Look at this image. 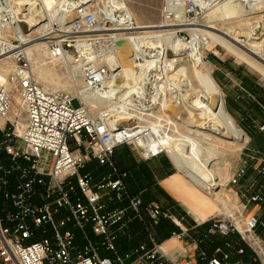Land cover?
<instances>
[{
  "label": "built area",
  "instance_id": "built-area-1",
  "mask_svg": "<svg viewBox=\"0 0 264 264\" xmlns=\"http://www.w3.org/2000/svg\"><path fill=\"white\" fill-rule=\"evenodd\" d=\"M223 1L162 0L160 24L147 31L139 28L126 8L106 7L93 0L56 5V12L45 19L57 24L43 34L47 33L44 38L50 60L62 62L72 76H80L74 91L44 90L21 51L22 42L15 35L4 38L2 53L11 55L14 67L7 78L0 74V120L5 122L0 125V157L5 158V163L0 160V264H126L129 256L117 254L112 229L125 227L127 210L140 220L145 212L153 225L170 220L181 227L183 219L130 195L128 174L118 171L114 156L123 147H133L142 161L167 155L161 142L167 146V137L175 134L174 119L167 106L152 102L156 98L178 104L180 92L170 87V78L178 79L177 60L170 48L153 43L162 39L170 24L174 28L182 24L196 27L209 5ZM234 1L245 15L264 12V0ZM2 3L7 6L4 0L3 7ZM10 13L8 9L1 13L5 24ZM70 14L74 18L67 23ZM171 34L182 39L179 30ZM139 37L144 44L132 59L138 70L150 63L146 82L134 95L144 114L137 112L136 105L128 112L145 121H114L110 119L112 109L101 102L111 99L107 96L111 88L117 93L116 74L121 68L109 57L116 58L118 41L133 45ZM166 61L174 63L165 65ZM15 95L22 102L21 113L14 110ZM158 116L161 120H156ZM136 130L138 135L132 136ZM259 131L264 132V124ZM92 161L111 173L94 182L91 175L82 173ZM252 164H257V180L246 189L240 183ZM227 186L238 187L234 193L242 202L211 219L208 234L238 235L264 264V239L259 233L264 231V220L258 214L246 216L252 207H264V150L242 158ZM105 199L113 203L127 200L129 204L127 209L109 211ZM172 237L183 241L189 234L183 229ZM152 244L151 249L141 246L138 258L130 264H165L169 256L162 245L153 239ZM224 247L217 248L213 256L199 250L198 257L205 264H243L232 260L229 243Z\"/></svg>",
  "mask_w": 264,
  "mask_h": 264
},
{
  "label": "bare ground",
  "instance_id": "bare-ground-1",
  "mask_svg": "<svg viewBox=\"0 0 264 264\" xmlns=\"http://www.w3.org/2000/svg\"><path fill=\"white\" fill-rule=\"evenodd\" d=\"M206 1L215 2L216 0ZM106 2L108 3L106 7L115 6L120 9H128L122 0H106ZM63 3L74 4L75 0H13V3L10 4V9H8L11 11L12 26L4 23L1 13L5 9L0 8V34L6 33V29H11L14 35L22 42V47H26L21 51L29 59L32 58L35 52H45L47 54V42L44 37L49 31H52V27L57 23L54 20L45 18L43 20L41 16L54 14L56 5ZM0 7H2L1 2ZM206 13L207 22L200 26L198 24L196 28L190 29L192 38L190 41L186 42L174 38L171 34L172 31L163 30L162 39L153 43L156 47L171 48L175 53V59L178 61L175 68L178 79L170 78L172 81L170 87L179 90L180 96L177 102L179 105L171 101L156 100V98L152 102L153 105L162 104L167 106L170 116L174 119L175 134L167 137V146L161 142L178 170V175L172 178L168 185L170 190L182 198L202 220L207 219L209 211L216 213L222 211V208H228V204L223 198V181L213 167V163L222 156L219 146L214 143L217 141L228 146H234L240 142L242 144L247 143L249 138L237 126L226 109L223 93L213 79L212 71L204 63L201 48L204 46L210 49L212 44L217 43L264 77V33H262L264 22H258L262 25L261 27L260 25L252 27L250 23H244L247 15L243 13L241 7L234 0L223 1L214 7L209 5ZM29 18L36 25H34L35 30L31 31V35H26L22 31L19 21ZM73 18L74 14H70L67 18V23ZM215 19L228 24L231 21H239L241 24L237 27L239 29L234 26L227 28L225 27L226 25L220 28L213 26ZM45 21L48 22L44 23ZM138 26L143 31L155 28ZM182 26L186 25L182 24ZM170 27L174 26H167V28ZM45 32L47 33L43 34ZM112 33H114V30ZM35 34L38 35L37 39H32ZM239 37H246L248 44L244 45L240 42ZM51 38L56 39L57 37L53 36ZM169 38L171 39L170 43L167 42ZM137 41L133 45L128 43L121 47L116 58L114 56L109 57L111 61L115 60L121 68L116 74L117 81L115 86L117 93H115L114 88H111V90L107 91V96L111 99L101 102L102 104L109 103L108 106L113 112L110 119H114V121H129L130 119L145 121L143 118L138 119L136 114L128 112L132 108L131 106L134 105L139 109L137 112H140V114L144 111L140 108L143 106L142 103L134 100V95L139 92L141 83L146 82L147 67L150 65V63H145L139 66V70L136 68L132 58L134 52L139 50L141 44H144V40L140 37ZM184 56L187 59L189 58L192 63L184 62ZM10 59L12 58L9 53H2L1 44L0 62ZM168 62L172 65L174 63L166 61L165 65ZM72 78L76 85L80 84L79 75L74 74ZM196 82L200 85L199 90L196 88ZM184 83H186V92L192 91L195 94L192 103H189L187 96L183 95L181 87L184 86ZM152 116L156 115L152 114ZM158 119L161 120V117H156V120ZM0 124H2V121H0ZM132 133V136L138 135L137 130ZM141 143L143 145L144 142ZM206 145L209 147H205Z\"/></svg>",
  "mask_w": 264,
  "mask_h": 264
},
{
  "label": "crops",
  "instance_id": "crops-1",
  "mask_svg": "<svg viewBox=\"0 0 264 264\" xmlns=\"http://www.w3.org/2000/svg\"><path fill=\"white\" fill-rule=\"evenodd\" d=\"M215 65L224 70L223 76H215L214 79L223 92H225L224 95L229 114L245 132L249 140L256 144L253 150H248L249 153L244 158L246 159L250 153L256 150H264V132L259 131V127L264 124V104L258 101L256 94V92L260 93V91H264V86L255 80L252 75H247L243 67L234 69L224 62H222V65ZM227 74L232 75L234 80L231 77L226 78ZM246 83L249 86H254V89L250 90L247 88ZM229 86H232V89H229ZM0 160L5 163L4 157H0ZM114 161L119 172H126L128 174L127 186L133 192H137L136 196H139L145 202L147 200V202L150 201L153 204L159 205L176 219H183L181 227H177L172 221H169L178 229L175 233H179L185 229L189 234V237L183 241H177L172 236L169 238L168 227H166L168 224L162 223L161 226L159 224V226L153 225L145 212H143L142 220H140L135 217V214L131 210H127L125 227L116 226L112 229L115 236L117 254L121 257L129 256L125 261L126 264H130L138 258L140 253H137V250L141 246L151 249L153 246L152 239L157 243L160 242L163 251L169 256V260L165 264H205L198 257L199 250H203L209 256H213L217 248L225 249L224 246L228 240L235 245L239 244L240 238L238 235L222 237L218 234H208L211 226L210 220L221 215L223 211L226 212L229 207L222 208V211L216 213L209 211L207 219L202 220L182 198L170 190L168 182L178 175V170L168 155H161L150 161H142L138 155L132 154V159L128 160L122 148H119L115 152ZM125 164L129 171L125 169L126 167H122ZM88 168L89 172L83 173ZM82 173L91 175L94 182H99L102 177L110 174L111 171L107 167L100 166L96 161H92L82 170ZM248 173H250V169L246 177ZM244 180L240 183V186L243 188H245L243 185ZM233 189L234 193L238 190V187H233ZM234 196L238 202H242V197H238L235 193ZM104 203L107 205V210L109 211L127 209L129 204L127 200L123 202L114 201L113 203L106 199ZM256 207H252L254 213L249 214L250 216L254 214L260 216V211L263 210L264 212V207ZM249 215L247 214L246 216L249 217ZM260 217L264 220V215ZM150 226L153 227L155 236L149 232ZM156 232H159L157 236ZM235 249L236 247L231 251V258L237 262L240 261V257L236 255Z\"/></svg>",
  "mask_w": 264,
  "mask_h": 264
},
{
  "label": "rangeland",
  "instance_id": "rangeland-1",
  "mask_svg": "<svg viewBox=\"0 0 264 264\" xmlns=\"http://www.w3.org/2000/svg\"><path fill=\"white\" fill-rule=\"evenodd\" d=\"M9 1H11V2H9ZM94 1L100 5H101V3L104 4L105 6L108 4L106 2V0H94ZM122 1L128 7L129 12L133 15L137 25L145 26V27H156V25L160 24L162 0H122ZM12 3H13V0H5V4H7V6L2 3L3 7H0V8H3L5 10L10 9V4H12ZM14 6H16V4H14ZM54 12H56V9L54 10ZM206 12L207 11L204 12L205 16L203 15L202 19L199 21V23H198L199 26L201 24H205L207 22L208 19L206 17V14H207ZM263 16H264V12L259 13L257 15H247V17H245L244 23H250V25L252 27H257L258 25H260L261 22H264ZM41 17H43V20H45L44 19L45 16L42 15ZM247 18H249V19H247ZM218 21H219V19H215L213 21L214 22L213 26L223 28L226 25L225 27H227V28L230 26H234L236 29H239L237 27L241 24V22H239V21H231V22H229V24L227 22H221V21L218 22ZM46 22H48V21H45L44 23H46ZM258 22H260V23H258ZM7 23L9 26H12V19L8 18ZM209 23H211V22H209ZM198 24H197V26H198ZM19 25H20L24 34L31 35V31L33 32L35 30L34 25H36V24L29 18L26 20H20ZM170 26H172V25L170 24ZM261 26L262 25H260V27ZM193 28H196V27L181 26V27H175V28L174 27L165 28V30H168V31L179 30V31H181L182 32V39L181 40H184L187 42V41H190L192 39L190 29H193ZM263 29H264V27H263ZM262 33H264V30L262 31ZM9 35L10 36L14 35L13 31L11 29H6V33L0 34V45L3 42H5L4 38L8 37ZM32 37H33L32 39H37L38 35L35 34ZM239 40L244 45L248 44V40L246 37H239ZM167 42L170 43L171 39L170 38L167 39ZM159 43H161V42H159ZM25 48L26 47H24V46L21 47V49H25ZM201 53L204 57V63L206 64V67H208L212 71L213 79L215 76H217V77L219 75L223 76L222 73H224L223 72L224 70H221L217 65H215L217 62L220 61L221 63L222 62L228 63L229 67H233L234 69H237L238 67H243L244 72L247 73V75H252L255 80H257L260 84H262L264 86V77L261 74H259L256 70H254L250 66L246 65L245 62L239 60L237 57H235L232 54H230L229 52H227L219 44H217V43L212 44L210 49L205 48L203 46L201 48ZM180 58H182V57H180ZM29 61H30V63L32 62L31 66H32L33 71H34V77H35L36 82L40 86H42V88L44 90H46L48 92H67V91H74L76 89V84L74 83V79L72 78V74L69 71V69L67 67H65V65L62 62L51 61L50 58L48 57V51H47V54H45V52L44 53L35 52L34 55L32 56V58L29 59ZM183 61L184 62H190V64L192 63V61L189 58L187 59V57H185V56L183 58ZM47 63H48V65H47ZM13 67H14V63H13V61H11V59L0 62V74H2L5 78H7L9 76V74L11 73ZM230 77L233 79L232 75H228V74L226 75V78H230ZM231 83L233 84V82H231ZM195 84H196V88L199 90L200 85L197 82ZM183 85L185 86V88ZM183 85H181V86H183V87H181V90H183L182 92L184 94L182 92H181V94L186 95L187 101L189 103H192L194 101L195 94L192 91L186 92V90H187L186 83H184ZM220 89L223 93V97H224V101H225V105H226V97L224 95L225 92H223L221 87H220ZM229 89H232V86H229ZM13 103H14V110L17 111L18 113H21L22 112V108H21L22 102L17 95L14 96ZM228 104H230V103H228ZM74 105H75V107H77L78 103L75 102ZM104 105H109V103L104 104ZM226 109L228 110L227 105H226ZM93 112H95V110H93ZM4 124H5V122L2 121V124H0V125L2 126ZM237 126L239 127L238 124H237ZM214 144L218 145L220 148V151L222 152V156L219 158L218 161H215L213 163L214 164L213 167H214L215 172L221 177V179L223 181L222 182V185H223L222 189L224 191L223 198L226 200L228 207L230 209H235L236 208L235 206H236V203L238 202V200L234 196L233 187L227 186V183H228L229 177L234 173V171L238 167H240L241 159L245 158V155L249 153L248 150H253L255 148L254 146H256V144H255V142H251L250 140L245 144H242V142H240L234 146H228L226 144H222V143L217 142V141ZM205 147H209V146L206 145ZM122 150L124 151V155L126 158H128V160L132 159V154L139 156V154L135 151V149L133 147H123ZM167 155H168V153H167ZM252 166H253V168L252 169L250 168V173H248V176L244 180L243 185L246 189H249L250 185L255 180H257V178H256L257 173L255 170V168L257 167V164H252ZM122 167H126L125 169H128L126 164ZM128 171H129V169H128ZM86 172H89V168L86 169L83 173H86ZM253 213H254L253 209H250V211L248 213H246V215L247 214L248 215L253 214ZM259 214H260V216L264 215L263 210H261ZM150 230H151V232L154 231L152 226H150ZM259 233L264 237V231L263 230L260 229ZM252 259H253L252 264H262L261 260L257 256H255L254 253H253Z\"/></svg>",
  "mask_w": 264,
  "mask_h": 264
},
{
  "label": "trees",
  "instance_id": "trees-1",
  "mask_svg": "<svg viewBox=\"0 0 264 264\" xmlns=\"http://www.w3.org/2000/svg\"><path fill=\"white\" fill-rule=\"evenodd\" d=\"M216 64H218V65H222V63L219 61V62H217ZM246 85V87L247 88H249L250 90H252V89H254V86H249V84H245ZM259 90V89H258ZM260 91V90H259ZM256 94H257V99H258V101L261 103V104H264V91L262 90V91H260V93L259 92H256ZM128 190H129V193H130V195H132V196H136V194H137V192H133V190H131L130 188H129V186H128ZM143 200V199H142ZM143 202H144V204L146 205V204H149V203H152V202H150V201H148L147 202V200H146V202H145V200H143ZM162 223H164V224H168V226H166V227H168V235H169V238H171V236H172V234L173 233H175V232H177V228H176V226L173 224V223H170V221L169 220H161L160 222H159V225L161 226V224ZM158 225V226H159ZM171 225V226H170ZM161 228V227H160ZM149 232H151V230L149 229ZM152 233V235L153 236H155V233H154V231L153 232H151ZM157 233V232H156ZM159 234V232L156 234V236ZM226 243H229L231 246H232V248L229 250V253H230V255H232V253H231V251L232 250H234V247H236V249H235V253H236V255L238 256V257H240V261H238V262H241V263H243V264H252L253 263V259H252V256H253V253H252V251L241 241V240H239V246L238 245H235L233 242H231L230 240H228ZM225 243V244H226ZM159 244H161L160 242H159ZM238 250H243L244 251V253H243V255H238L237 254V252H238Z\"/></svg>",
  "mask_w": 264,
  "mask_h": 264
},
{
  "label": "water",
  "instance_id": "water-1",
  "mask_svg": "<svg viewBox=\"0 0 264 264\" xmlns=\"http://www.w3.org/2000/svg\"><path fill=\"white\" fill-rule=\"evenodd\" d=\"M126 44H128V42L127 41H125V40H121V41H118L117 42V47H118V49H120L121 47H123L124 45H126ZM121 126L119 125V128H120Z\"/></svg>",
  "mask_w": 264,
  "mask_h": 264
}]
</instances>
